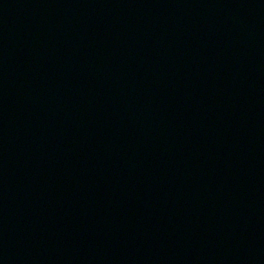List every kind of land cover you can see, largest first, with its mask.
Wrapping results in <instances>:
<instances>
[{
    "label": "water",
    "instance_id": "obj_1",
    "mask_svg": "<svg viewBox=\"0 0 264 264\" xmlns=\"http://www.w3.org/2000/svg\"><path fill=\"white\" fill-rule=\"evenodd\" d=\"M0 264H264V0H0Z\"/></svg>",
    "mask_w": 264,
    "mask_h": 264
}]
</instances>
